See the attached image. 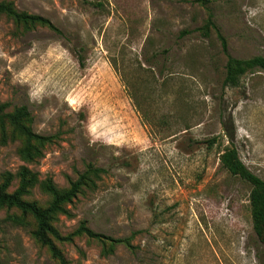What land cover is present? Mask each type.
<instances>
[{"label":"rangeland","instance_id":"1","mask_svg":"<svg viewBox=\"0 0 264 264\" xmlns=\"http://www.w3.org/2000/svg\"><path fill=\"white\" fill-rule=\"evenodd\" d=\"M60 30L18 26L0 14V103L27 105L32 128L52 140L27 161L25 138L0 126V183L24 167L26 200L48 206L51 180L69 188L89 164L104 168L53 223H85L133 247L78 235L58 242L70 264H264L252 185L222 153L236 147L264 179V69L224 82L227 55L264 56V0H1ZM36 222L0 206L1 264H59Z\"/></svg>","mask_w":264,"mask_h":264},{"label":"trees","instance_id":"2","mask_svg":"<svg viewBox=\"0 0 264 264\" xmlns=\"http://www.w3.org/2000/svg\"><path fill=\"white\" fill-rule=\"evenodd\" d=\"M207 4L209 0H201ZM209 17L206 24L200 28L207 35L211 29H216L221 41L223 52L227 55L226 75L224 82L226 84L236 85L240 78L248 71L255 68L264 69V56L257 55L246 59L234 57L228 52V41L220 32L215 21L213 12L209 8ZM0 14H6L11 17L18 26L34 27L36 25L47 26L56 31H60L50 19L39 14H31L18 11L11 2L0 0ZM9 104L0 103V126L2 129L6 125H11L15 131L25 138V146L22 149L24 158L29 161H35L42 155L40 146L45 145L52 140L53 136L44 135L32 128L31 114L27 105L14 108L13 111H7ZM221 163L231 174L241 177L252 185L250 192V204L253 219V228L264 244V179L254 173L241 159L236 147L227 148L221 155ZM104 168L95 167L89 164L86 172L81 174L77 180L71 181L69 188L59 190L51 180L45 184V189L51 193L52 200L48 206H40L36 201L26 200L24 195L34 182L35 175H30L31 170L24 167L21 171V180L19 186L14 191H9L12 175L8 174L4 181L0 183V206L8 208H17L25 215H31L36 222L34 230L35 237L41 244L48 247L52 256L59 264H70L65 253L58 245V242L73 241L78 235H87L90 238L100 240H111L116 243H125L133 247L131 237L112 238L103 233L95 232L85 223H81L77 229L62 234L54 225L53 220L59 213H66L65 205L71 203L73 199L81 192L82 186L91 181L93 176L99 177L100 173L105 172ZM1 264V263H0Z\"/></svg>","mask_w":264,"mask_h":264}]
</instances>
